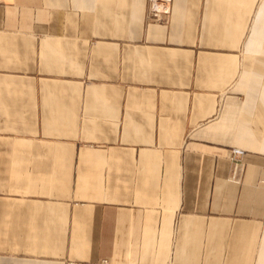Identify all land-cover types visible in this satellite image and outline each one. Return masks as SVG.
<instances>
[{
	"label": "crops",
	"instance_id": "0c3cea01",
	"mask_svg": "<svg viewBox=\"0 0 264 264\" xmlns=\"http://www.w3.org/2000/svg\"><path fill=\"white\" fill-rule=\"evenodd\" d=\"M147 8L0 0V264H264V0Z\"/></svg>",
	"mask_w": 264,
	"mask_h": 264
},
{
	"label": "built area",
	"instance_id": "2783aa9c",
	"mask_svg": "<svg viewBox=\"0 0 264 264\" xmlns=\"http://www.w3.org/2000/svg\"><path fill=\"white\" fill-rule=\"evenodd\" d=\"M171 0H148L147 18L157 23H167L170 18ZM244 150L236 147L229 149L228 159L233 165L236 173L240 167L241 158L244 156Z\"/></svg>",
	"mask_w": 264,
	"mask_h": 264
}]
</instances>
